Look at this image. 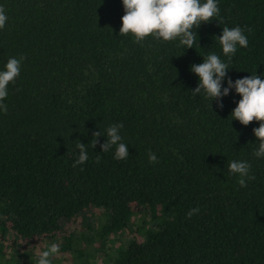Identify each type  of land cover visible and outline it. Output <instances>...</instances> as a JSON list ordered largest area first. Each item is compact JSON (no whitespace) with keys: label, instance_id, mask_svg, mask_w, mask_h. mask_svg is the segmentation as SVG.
Returning a JSON list of instances; mask_svg holds the SVG:
<instances>
[{"label":"trees","instance_id":"16d2710c","mask_svg":"<svg viewBox=\"0 0 264 264\" xmlns=\"http://www.w3.org/2000/svg\"><path fill=\"white\" fill-rule=\"evenodd\" d=\"M218 8L184 50L118 35L121 0H0V67L24 57L0 111V264H35L28 252L47 240L61 252L52 264H264L259 122L231 120L238 94L223 108L193 96L190 71L215 52L226 78L264 75V0ZM236 25L248 43L228 59L215 37ZM115 123L123 160L101 152L103 136L92 147L93 133ZM79 140L88 160L73 167ZM232 159L250 164L244 187L227 175ZM83 211L97 213V227L80 222Z\"/></svg>","mask_w":264,"mask_h":264},{"label":"clouds","instance_id":"9594fccd","mask_svg":"<svg viewBox=\"0 0 264 264\" xmlns=\"http://www.w3.org/2000/svg\"><path fill=\"white\" fill-rule=\"evenodd\" d=\"M124 14L121 16V25L118 35H130L135 42H142L146 37L162 41L178 40V46L184 50L192 47L197 33L193 32L202 22L213 20L219 14L218 0H121ZM7 16L0 9V28H3ZM222 54L231 59L237 46L246 47L248 40L241 26H224L218 37ZM23 56L19 58L10 56L0 67V111L6 110L4 104L8 96V86L15 81L20 74ZM229 67L215 52L203 56L202 62L190 65V71L198 78V83L192 90V95H203L213 102L218 108H223V98L231 93L238 94L235 107L231 110V120H237L247 126L254 119L259 122L258 127L252 129L257 138V147L252 155L257 159L264 158V75L251 74L235 80L226 78ZM122 123L108 125L103 132L93 133L92 147L98 143L97 137L103 136L104 142L100 144L101 152L112 151L115 160L126 159L129 155L128 145L123 142L121 136ZM75 148L78 155L73 161V167L83 165L88 160L86 143L80 140ZM150 163L156 162L157 157L149 152L147 155ZM250 164L246 160H227L226 172L229 176H236L241 187L246 181L255 177L250 174ZM198 208H192L187 213L191 216L198 212ZM58 253L56 243L49 244L44 250L36 253L35 264H52L53 258Z\"/></svg>","mask_w":264,"mask_h":264},{"label":"rangeland","instance_id":"374dc122","mask_svg":"<svg viewBox=\"0 0 264 264\" xmlns=\"http://www.w3.org/2000/svg\"><path fill=\"white\" fill-rule=\"evenodd\" d=\"M93 214V213H92ZM91 213H89V212H87V211H83L82 213H81V215L79 216L80 217V222L82 223V224H88V225H91L92 227H97L98 226V215H97V213L96 214H93L92 215ZM83 219V220H82ZM61 223H62V226H63V228H65V226H70V228L71 229H73L74 230V232H78L79 231V220H72V221H69L68 219H65V220H62L61 221ZM8 236L9 237H11V231L9 230V234H8ZM58 238L61 240V238H62V236H58ZM126 241V240H125ZM49 244H51V242H50V240H47L46 241V244H45V248L49 245ZM37 253L38 252V250H36V249H31V250H29V252H28V254H30L29 256H31V254L32 253ZM61 256V252H59L58 251V253H57V255L55 256V257H60ZM56 261L57 260H55L54 259V262L55 263H53V264H56Z\"/></svg>","mask_w":264,"mask_h":264}]
</instances>
